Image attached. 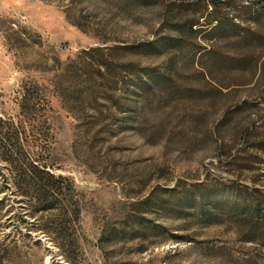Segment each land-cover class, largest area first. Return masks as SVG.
<instances>
[{"label":"rangeland","instance_id":"rangeland-1","mask_svg":"<svg viewBox=\"0 0 264 264\" xmlns=\"http://www.w3.org/2000/svg\"><path fill=\"white\" fill-rule=\"evenodd\" d=\"M162 1L0 0V118L36 124L32 93L28 152L64 179L45 225L0 162V264H264V0L166 54L169 22L208 12L167 25ZM43 229L77 237L70 263Z\"/></svg>","mask_w":264,"mask_h":264},{"label":"trees","instance_id":"trees-1","mask_svg":"<svg viewBox=\"0 0 264 264\" xmlns=\"http://www.w3.org/2000/svg\"><path fill=\"white\" fill-rule=\"evenodd\" d=\"M231 0H163L159 7L166 9V14L171 18L166 17L163 20L164 24L168 25L175 17L172 16L174 12L185 11L190 12V8L203 10L208 12L207 16L194 15L187 17L180 24L169 22V27L166 29L159 43L163 53L171 51H179L180 44L185 41L196 42L199 37L205 39L214 37L220 39L222 37L225 20L218 17L220 8L223 6H230ZM164 5V6H163ZM245 35L238 38V41H243ZM168 55V54H167ZM35 116L40 120L36 124L18 120V122H3L0 118V162L6 167L7 174L4 176V182L10 183L14 189L15 195L18 199L29 204L31 212L29 217L32 220H43L47 217L45 225H56V220L53 219L52 213L57 211L58 194L55 185L63 182L61 177L56 178L47 169L46 164H43L34 158L28 152L30 149L29 142L26 138V133H33L39 126L47 125L46 111L40 109L39 105L30 92L23 93L19 102V115ZM36 131V130H35ZM240 158L228 154H222L216 157L217 164L226 165L232 168L236 165ZM242 161H248L242 159ZM264 163V162H263ZM264 177V173H263ZM6 187V186H4ZM6 189V188H3ZM3 193V190H0ZM214 201L212 198L200 197V202ZM254 211L263 216L264 221V186H263V206L254 204ZM223 209V208H220ZM64 215H67V210L59 209ZM2 214L0 213V218ZM44 225V226H45ZM42 233L51 241V243L61 252L63 257L70 263V255H73L79 249V242L77 237L73 235H64L62 232H51L49 230H42ZM264 244V232H263Z\"/></svg>","mask_w":264,"mask_h":264}]
</instances>
